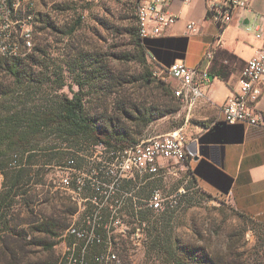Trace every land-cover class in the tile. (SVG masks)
<instances>
[{"label":"rangeland","instance_id":"rangeland-1","mask_svg":"<svg viewBox=\"0 0 264 264\" xmlns=\"http://www.w3.org/2000/svg\"><path fill=\"white\" fill-rule=\"evenodd\" d=\"M34 10L37 16L34 48L25 56L37 60L32 65L35 72L42 68L46 73L49 85L45 84L43 92L36 95L40 100L55 94L70 97L78 93L86 114L103 122L118 116L117 107H129L130 103L155 104L161 98L172 97H166L162 90L170 79L158 77L160 69L144 55L137 34V0H34ZM45 18L54 27H43L44 23L38 20ZM60 80L64 85L57 88ZM12 82V78L0 71V83L5 90L14 88ZM175 107L176 102L171 109ZM183 113L179 108L144 126L126 123L141 138L170 131ZM90 147L82 152L90 154ZM161 171V176L137 181V194L132 200L136 208L148 210L145 199L153 189H160L163 196L178 197L186 193L172 211L168 227L177 239L178 254L183 260L189 262L195 258L202 264H208L204 262L207 259L211 260L210 264H264L263 220L241 213L226 195L213 196L201 189L191 179L189 170L178 163L166 162ZM66 174L62 167L45 166L42 171L45 184L32 185L26 195L29 205L16 197L17 203L2 211L0 264H43L63 257L72 238L67 233L68 226L81 222L84 216L70 194L58 185V181L66 180ZM54 194L57 195L52 199L54 203H64V212L54 218L56 234L34 231L30 220L35 213L50 214L43 199ZM124 212L113 219L116 225L112 232L115 240L124 241L121 246L125 251L120 254L117 248L108 246L106 252L116 254L117 264H170L166 252L147 249L155 235L153 231L149 234V223L160 212L151 211L155 218L149 222L128 218L130 224ZM40 241L53 242V246L47 250Z\"/></svg>","mask_w":264,"mask_h":264},{"label":"trees","instance_id":"trees-1","mask_svg":"<svg viewBox=\"0 0 264 264\" xmlns=\"http://www.w3.org/2000/svg\"><path fill=\"white\" fill-rule=\"evenodd\" d=\"M35 17H37L36 10ZM38 21L44 23L43 27H54L49 18ZM137 23L138 34L139 21ZM36 32L35 26V34ZM139 39L143 44V40L140 37ZM146 54L145 50L144 55ZM220 56L221 60L213 59L212 72L214 75L226 79L229 65L235 62V57L227 51L221 52ZM36 61L32 56L31 60H28L26 56L6 58L0 55V71L12 78L14 85L12 90H5L3 84L0 83V173L2 175L0 181V222L1 216L4 215L2 211L10 209L12 205L16 204V197H20L22 203L29 205L26 195L32 185L45 184L42 177L45 166H63L72 158L77 161L78 165L80 163L77 152L87 146L89 149V146L97 144L109 147L131 145L143 137L137 138L136 135L139 132L132 130L131 126L126 123L127 121L133 123L134 126L139 124L144 126L177 111L183 105L182 101L175 97L173 83L169 80L162 90L166 97L169 95L172 97L161 98L155 104L152 102L141 103L142 110L136 103H130L129 107H117L115 110L117 117L106 118L101 122L86 114L83 99L78 93H74L70 97L55 94L50 99L42 100L36 97L38 93L43 92V86L48 84L46 73L42 71V68L37 72L33 69L32 65L38 63ZM152 63L155 64L153 61ZM158 68L161 67L158 66ZM63 85L60 80L56 87L61 88ZM175 102L176 107L171 109ZM191 179H193L192 176ZM138 186V183L133 180L123 184L122 187L129 192L132 189L135 190L130 196L124 197L119 206L116 202L119 194H115L96 214H93L91 209L88 210L91 221L94 223L95 232L105 240L110 237L109 243L93 242L85 246L83 241L68 232L69 227L79 225V222L71 224L67 228V233L72 238L68 242V248L63 257L60 260L43 264H117L118 258L112 260L107 258V255L104 260L99 258L105 254L108 246L117 248L120 254L125 251L121 246L124 241L115 240L113 228L107 231L103 224L110 219H115L118 213L124 211L129 224L128 218L131 217L141 222H149L155 218L151 213L153 210L149 208L142 210L134 206L136 202L132 198L136 197ZM185 194L184 192L180 193L174 207H165L160 210L159 216L149 223V234L153 231L155 235L151 237L147 249L166 252L169 254L170 264H202L195 258L189 262L183 260L178 254L180 247L176 244L177 239L168 230L172 211L178 207ZM149 195L148 193L147 196ZM56 196L54 194L43 199L51 212L47 216L40 215V213H37L39 215L34 214L29 222L34 231L52 236L56 234L54 218L57 213L64 212L63 202H53L52 199ZM77 208L79 210L78 205ZM79 211L82 212V208ZM29 212L32 214L33 210L31 209ZM245 215L251 218V216ZM108 232H111L109 236ZM40 243L44 244V248L47 250L53 246V242L40 241ZM109 252L107 251V254ZM210 261L207 259L204 262L210 264Z\"/></svg>","mask_w":264,"mask_h":264},{"label":"crops","instance_id":"crops-1","mask_svg":"<svg viewBox=\"0 0 264 264\" xmlns=\"http://www.w3.org/2000/svg\"><path fill=\"white\" fill-rule=\"evenodd\" d=\"M211 1L173 0L169 9L176 15L175 22L159 36L143 39V46L161 68L174 61L207 68L210 83L204 97L189 109L184 104L179 107L184 113L176 127L182 126L188 143H195L194 153L187 151L189 173L204 191L226 195L241 213L264 222V131L244 122L228 123L221 112L223 102L238 89L242 65L264 47V0H249L248 7L238 9L220 34L217 24L206 16ZM190 22L193 25L188 28ZM209 50L213 58L204 64ZM223 51L235 57L226 79L214 75L211 68L213 59H222ZM260 87L256 109L264 115V77Z\"/></svg>","mask_w":264,"mask_h":264},{"label":"built area","instance_id":"built-area-1","mask_svg":"<svg viewBox=\"0 0 264 264\" xmlns=\"http://www.w3.org/2000/svg\"><path fill=\"white\" fill-rule=\"evenodd\" d=\"M173 0H137L136 14L148 16V26L138 29V35L143 40L148 37L159 36L176 20V15L169 9ZM190 2V0H184ZM249 0H212L207 4L206 16L215 22L219 28V34L229 24L234 13L240 8H247ZM25 7V6H24ZM26 8V17H19L10 8L8 0L9 22L11 32L7 40H13L15 30L20 23L36 26L37 17H33V9ZM137 23V21H136ZM193 22L187 27L191 28ZM248 29L257 30L255 26ZM26 38H30V45L23 46L20 53L5 51L4 57H24L31 52L34 46V37L26 32ZM261 37L260 33H256ZM213 58L211 50L204 54L202 62L210 63ZM158 77L173 79V91L175 97L184 100V107L189 109L205 95L206 87L210 83L207 68L202 65L190 67L183 62L174 61L170 65L159 68ZM264 77V47L257 55L245 61L238 77V89L235 90L221 105V112L228 123L244 122L247 126L257 127L264 131V115L256 109V103L261 95V82ZM189 142L187 131L182 127L141 138L137 142L124 147H109L103 144L92 145L91 152H77L79 163L73 158L69 159L62 167L66 172V181H58L59 187H67V191L79 190L82 204L83 218L79 225L71 226L68 230L86 246L93 242H110L95 232L94 223L91 221L88 210L96 214L104 207L108 200L115 194H119L116 202L121 205V200L130 196L123 184L133 180L144 182L162 175V168L166 162H174L188 170L187 143ZM2 175L0 173V181ZM146 206L153 211H160L165 207H174L177 203L176 196H163L160 189H153L145 199ZM112 207V205H111ZM115 221L110 219L103 224L108 228L115 226ZM107 252L100 256L105 258Z\"/></svg>","mask_w":264,"mask_h":264},{"label":"bare ground","instance_id":"bare-ground-1","mask_svg":"<svg viewBox=\"0 0 264 264\" xmlns=\"http://www.w3.org/2000/svg\"><path fill=\"white\" fill-rule=\"evenodd\" d=\"M9 1H10L11 11H13L17 16L26 17L25 7H28L33 9V17H35L34 0H9ZM8 16H9L8 0H0V55L3 56L5 54V51L9 53H20V51L23 49V46L30 45V38H26L25 36L27 31L31 37H34L35 35V26H29V24L27 23H20L15 30V35L13 36V40H7V35H9L11 32V22H9ZM138 21H139V29H144L148 26L147 15L138 14ZM181 101L184 104V100ZM63 189L67 191V187H63ZM67 192L70 194L72 200L78 205L80 210L82 208V204L80 202L79 190H71ZM109 229L110 228H108V230ZM110 233L111 232H108V236ZM107 258L116 260L117 256L115 253L110 251L107 254Z\"/></svg>","mask_w":264,"mask_h":264},{"label":"water","instance_id":"water-1","mask_svg":"<svg viewBox=\"0 0 264 264\" xmlns=\"http://www.w3.org/2000/svg\"><path fill=\"white\" fill-rule=\"evenodd\" d=\"M194 145L195 143L194 142H190L187 144L186 146V149L189 153L193 154L194 153Z\"/></svg>","mask_w":264,"mask_h":264}]
</instances>
